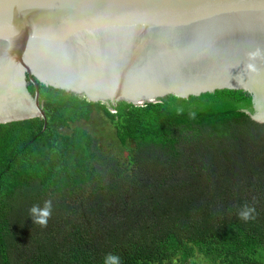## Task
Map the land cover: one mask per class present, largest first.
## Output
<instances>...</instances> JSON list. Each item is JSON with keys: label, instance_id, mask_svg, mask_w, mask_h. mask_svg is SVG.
Returning <instances> with one entry per match:
<instances>
[{"label": "trees", "instance_id": "16d2710c", "mask_svg": "<svg viewBox=\"0 0 264 264\" xmlns=\"http://www.w3.org/2000/svg\"><path fill=\"white\" fill-rule=\"evenodd\" d=\"M40 95L46 120L0 124V264H104L108 253L121 264H264V123L247 114L248 94L115 107L44 85ZM93 114L114 127L124 160L78 125ZM49 200L40 226L29 209Z\"/></svg>", "mask_w": 264, "mask_h": 264}, {"label": "water", "instance_id": "95a60500", "mask_svg": "<svg viewBox=\"0 0 264 264\" xmlns=\"http://www.w3.org/2000/svg\"><path fill=\"white\" fill-rule=\"evenodd\" d=\"M257 49L264 0H0V124L46 120L40 85L110 107L240 90L264 123Z\"/></svg>", "mask_w": 264, "mask_h": 264}, {"label": "rangeland", "instance_id": "374dc122", "mask_svg": "<svg viewBox=\"0 0 264 264\" xmlns=\"http://www.w3.org/2000/svg\"><path fill=\"white\" fill-rule=\"evenodd\" d=\"M78 125L86 128L98 140V147L102 154L124 160L128 151L119 143L116 131L108 119L102 115L93 114L90 121H82ZM175 264L181 263L175 262Z\"/></svg>", "mask_w": 264, "mask_h": 264}, {"label": "clouds", "instance_id": "9594fccd", "mask_svg": "<svg viewBox=\"0 0 264 264\" xmlns=\"http://www.w3.org/2000/svg\"><path fill=\"white\" fill-rule=\"evenodd\" d=\"M264 56V52H262L260 49H257L254 52L249 53V58L250 60L254 61L256 58ZM247 71L251 72H256L258 71L256 65L254 63H248L245 66ZM53 211V206L52 202L45 201L43 205L41 204H34L30 209H29V215L31 219L33 220L34 223L40 225V226H46L48 223V220L50 219ZM254 209L244 206L240 210H238V215L244 219L248 220ZM104 264H121V258L120 256L113 254V253H108L104 257Z\"/></svg>", "mask_w": 264, "mask_h": 264}]
</instances>
